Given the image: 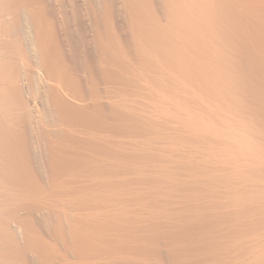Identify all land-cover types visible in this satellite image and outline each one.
I'll return each mask as SVG.
<instances>
[{"label": "bare ground", "instance_id": "6f19581e", "mask_svg": "<svg viewBox=\"0 0 264 264\" xmlns=\"http://www.w3.org/2000/svg\"><path fill=\"white\" fill-rule=\"evenodd\" d=\"M163 1L165 17L126 0L131 49L109 0L90 2L99 70L84 81L48 0H0V264L59 253L20 214L45 194L26 154L45 94L68 129L49 126L64 153L45 196L79 213L65 264H264V0Z\"/></svg>", "mask_w": 264, "mask_h": 264}, {"label": "rangeland", "instance_id": "374dc122", "mask_svg": "<svg viewBox=\"0 0 264 264\" xmlns=\"http://www.w3.org/2000/svg\"><path fill=\"white\" fill-rule=\"evenodd\" d=\"M63 1V2H62ZM93 1H95V0H48V5H49V7L50 8H52V13L53 12H55L54 13V20H55V22H56V27H57V34H58V40H59V42H61L60 44H62L61 45V47H62V49H63V52H64V55L66 56V58L68 59V61H70L71 62V64L74 62V63H77V64H79V66L80 65H84V67H83V70L81 71V74H80V76H82V78H83V80L84 81H90L88 78H89V68H88V66H92V68L94 69L93 70V72H98V70H99V67H98V64L96 65V63H98L97 62V60H96V58H97V52H98V49H97V43L95 42V40H94V38L93 39H90L91 38V36H92V32H88L89 34H87L88 36H87V40H90V41H85V42H83L84 40H85V38H83V37H85L86 36V33H85V31H84V28L85 27H87V28H90V25H89V19H88V17L90 16V13H89V11H91V6H88V5H91V3L93 2ZM121 3H120V2ZM154 1H156V3L154 2V4L157 6V10L160 12V13H162L161 15L163 16V17H165L164 16V13H165V11H164V13H163V8H165L164 7V1L163 0H154ZM162 1H163V3H162ZM54 2V3H53ZM86 2V3H85ZM91 2V3H90ZM63 3V4H62ZM70 3V4H69ZM85 3V4H84ZM109 3H110V6L111 7H113L114 9H115V13H114V15L116 16L115 17V19H116V23H117V26H118V31H119V33H120V37H121V40L123 41V43L124 44H126L127 45V47L129 48V49H131V48H133V47H131V45H132V39H133V33H130L131 31H130V24H128V20H129V14L127 13L128 12V4L126 3V0H112V1H110L109 0ZM52 4V5H51ZM76 4V5H75ZM81 6H79V5ZM51 5V6H50ZM127 5V6H126ZM63 6V7H62ZM126 6V7H125ZM54 7V8H53ZM163 7V8H162ZM89 9V10H88ZM118 9V10H117ZM121 9V10H120ZM117 10V11H116ZM73 13H72V12ZM84 12V13H83ZM63 15V16H62ZM73 15H74V17H73ZM127 16V17H126ZM57 18V19H56ZM26 19H28V20H26V26H25V24H24V26H21V28H20V30H19V34H20V37H21V39H23L25 42H26V40L27 39H29V38H32L33 37V33H34V30H33V33H32V30L31 29H33V25H31L32 27H30V24L29 23H31L32 24V22H31V20L27 17ZM85 21H83V20ZM88 20V21H86V20ZM127 20V21H126ZM71 21V22H70ZM76 21H77V23H76ZM126 21V22H125ZM29 22V23H28ZM80 22H82V23H80ZM76 23V24H75ZM126 23V24H125ZM82 24H85L86 26H84V28H83V25ZM122 25V26H121ZM28 27V28H27ZM67 27V28H66ZM123 28V29H122ZM62 29V30H61ZM83 30V31H82ZM82 31V33H80ZM28 32V33H27ZM29 32H31V33H29ZM27 34V35H26ZM29 34V35H28ZM60 34V35H59ZM74 35V36H73ZM91 35V36H90ZM28 36V37H27ZM31 36V37H30ZM35 36V35H34ZM89 37V38H88ZM34 38V37H33ZM61 38V39H60ZM82 41H81V40ZM129 39V40H128ZM94 41V42H93ZM127 41V42H126ZM68 42V43H67ZM80 42H81V44H80ZM87 43V44H86ZM91 46V47H90ZM65 49V50H64ZM86 49V50H85ZM82 52V53H81ZM92 53V54H91ZM83 54V55H82ZM94 55V56H93ZM78 56V57H77ZM90 57V58H89ZM82 59V60H81ZM87 59V60H86ZM95 60V61H94ZM87 61V62H86ZM96 62V63H95ZM89 63V64H88ZM82 65V66H83ZM87 66V67H86ZM96 66V67H95ZM84 68H86V69H84ZM101 68V67H100ZM87 72V73H86ZM84 74H86V75H84ZM49 94H45V98H44V100L42 101V103H43V105L44 106H42V103L39 105V109H40V111H41V113H40V111H39V117H38V120H39V118L41 117L40 115L42 114V116L43 117H41L40 118V120L38 121V123L36 124V126L35 127H31L30 129H29V132L31 131V132H34V134L35 135H33L31 132H30V137H32V135H33V137L32 138H30L31 140H33L32 142H31V146L29 145V150H28V148H27V151H26V154H30L29 155V165H31V167H34V168H36V171L38 172V174H39V176H40V178H39V180H41V184L43 183V185L45 186V184H46V188H45V194L46 195H49V196H53L54 194H51V189H53V192L52 193H54V189H55V183H54V180H52V169L51 168H53V164H55V156H57V155H55V154H57V153H64V151H62L64 148H62L61 147V145H64V143L62 144L61 142H60V140H57V141H59V143L57 142V144H60V146H55V143L53 142V141H51L50 139H49V137H48V135H47V133L48 132H50V131H53L54 130V128L56 127V126H53L52 124H51V121L49 120V118H52V117H55V118H59V114L56 112V110L54 109L53 111L51 110V111H48L49 112V114H50V112H51V114L49 115L47 112H45L46 111V109H50V108H52L53 107V105H51L50 103H51V101H50V99H48L49 98V96H48ZM47 105V106H46ZM51 105V106H50ZM46 107V108H45ZM50 107V108H49ZM43 109H45L44 111H42ZM52 113H53V115H52ZM58 115H57V114ZM46 114V115H45ZM52 115V117H50ZM56 115H57V117H56ZM42 120V121H41ZM40 122H42V123H40ZM47 122V123H46ZM49 124V125H48ZM51 125V127H52V129L49 127ZM48 126V127H47ZM42 127H44V128H42ZM54 127V128H53ZM34 128V129H33ZM56 128H60V129H58L59 130V134L61 135V134H63V133H65V131H67L68 129H66L65 127H63V126H58V127H56ZM63 128V129H62ZM42 131H41V130ZM48 129V130H47ZM33 130V131H32ZM65 130V131H64ZM38 131V132H37ZM61 131V132H60ZM64 131V132H63ZM39 132H41L40 134H39ZM45 132V133H44ZM81 132V133H80ZM80 132H78V134L80 133V136L79 137H81V138H83L82 136L83 135H81V134H83L82 133V131H80ZM38 133V134H37ZM67 133V132H66ZM72 133H73V131H72ZM49 134V133H48ZM47 136V137H46ZM38 137V138H37ZM42 138V139H41ZM46 141L45 143H44V141ZM50 140V141H49ZM46 146H45V145ZM52 146H55V147H52ZM61 147V148H60ZM52 148V149H51ZM31 150V152H29ZM29 152V153H28ZM84 153V152H83ZM52 154V155H51ZM81 155H83L82 154V152H81ZM52 158H54V159H52ZM48 161V162H47ZM50 161V162H49ZM49 164V165H48ZM38 165V166H37ZM50 165H52V166H50ZM49 166V167H48ZM38 167V168H37ZM38 169H39V171H38ZM44 170V171H43ZM50 170V171H49ZM45 172V173H44ZM46 173H47V175H46ZM84 178H86V176H81V179L79 180L80 181V183H82V182H84V181H86ZM48 181V182H47ZM82 181V182H81ZM45 182V183H44ZM47 187L49 188V190L51 191H49L48 189H47ZM47 190H48V192H50V193H48L47 192ZM48 193V194H47ZM45 194L42 196V197H40V196H37V198H38V201H36V196L35 197H33V198H26L25 199V201L26 202H31L32 201V203L34 202V200H35V203L37 202V204H31L28 208H25V209H22L20 212V214H22L23 216H27L28 215V213H30L33 217H34V221L36 220V223H37V227L39 228V230H40V233H42V235L39 233L38 234V236H40V238H41V241H42V243L44 244H46V246L48 247V249L50 248V250L52 251V249H53V253L54 254H56L55 252H59L58 253V255L56 254V255H52L53 256V259L51 258L52 256L50 255V258H51V260L53 261L54 260V258H55V260L51 263V264H65V262H64V259H67L66 258V256H64V258H62V256L63 255H65V254H69V257H70V261H74L75 262V260H78L77 259V256H76V254L74 253V250L70 247L71 246V239L72 238H74L75 237V234H73V231H71V229L73 228V221H74V219L73 218H77L78 216H79V213L78 212H75V211H72V210H67L66 208H62L63 206H64V204H58V206L57 205H55V201L53 200L52 202L50 201V203H47L49 200H50V198H48V197H46L45 196ZM65 197V201L69 198V196H64ZM34 198H36V199H34ZM39 198H40V201H39ZM42 198V199H41ZM49 200H48V199ZM67 198V199H66ZM33 199V200H32ZM44 199H46V201L44 200ZM31 200V201H30ZM42 200V201H41ZM44 201H45V203H44ZM38 202H39V204H38ZM54 203V204H53ZM51 204V206H49V205ZM37 205V206H36ZM41 205H43V206H41L42 208L44 207L45 208V211H43L42 209H41V207L40 206ZM46 205V206H45ZM56 206V208H55V206ZM62 207H61V206ZM38 206L40 207V210L38 209ZM52 207L54 208V209H52ZM43 208V209H44ZM49 208V209H48ZM30 209V210H29ZM32 209V210H31ZM61 209V210H60ZM64 209H66V210H64ZM25 210H26V213H25ZM53 210V211H52ZM30 211V212H29ZM35 211V212H34ZM36 212H37V214H36ZM40 214V215H39ZM54 214V215H53ZM69 216H68V215ZM72 214V215H71ZM31 215H28V216H31ZM40 217H39V216ZM65 215V216H64ZM67 215V216H66ZM75 215V216H74ZM31 216V217H32ZM62 216H63V221H62ZM54 217V218H53ZM49 219V220H48ZM41 221V222H40ZM47 221V222H46ZM58 221V222H57ZM40 222V223H39ZM61 224H60V223ZM70 222L72 223V224H70ZM46 223H47V225H46ZM53 223V224H52ZM57 223H58V225H57ZM40 224V225H39ZM63 224H64V226L66 227H64L63 226ZM69 224V225H68ZM49 225V226H48ZM60 225L62 226V227H64V229H66L65 230V232L67 233V235H66V233H65V235L67 236V237H65V236H63L62 234H60V230H59V228H60ZM67 225V226H66ZM72 225V226H71ZM51 226H53V227H51ZM43 228V229H42ZM45 229V230H44ZM44 230V231H43ZM50 231V232H49ZM52 234V235H51ZM70 235H72V236H70ZM42 236H45L46 237V239H45V237H44V239H43V237ZM66 238V239H65ZM43 239V240H42ZM26 237H25V235L23 234L21 237H20V242L21 243H24V242H26ZM46 241V242H43V241ZM52 241V242H51ZM55 241V242H54ZM62 241V242H61ZM70 242V243H69ZM44 244V245H45ZM51 244V245H50ZM63 245H64V247H63ZM67 245H69V246H67ZM62 247V248H61ZM52 248V249H51ZM59 248V249H58ZM70 248V249H69ZM54 250H55V252H54ZM66 250V251H65ZM69 250V251H68ZM34 253V254H31V253ZM63 252H64V254H63ZM53 253H51V254H53ZM29 254H31V255H33V256H31V255H29V264H35L36 262H38V260H39V262L40 261H44V258H45V254H43V255H38V253L36 252L35 253V251H32V250H30V252H29ZM62 254V255H61ZM37 255V256H36ZM34 256H36L35 258H33ZM41 256V258H38V257H40ZM56 256V257H55ZM43 257V258H42ZM68 257V256H67ZM33 258V259H32ZM37 258V259H36ZM73 258H75V259H73ZM35 259V261L33 262V260ZM69 259V258H68ZM39 262L38 263H36V264H39ZM42 262H40V264H42ZM66 262H69V260L67 261L66 260ZM77 263V262H76ZM76 263H74V264H76ZM43 264H45L44 262H43Z\"/></svg>", "mask_w": 264, "mask_h": 264}]
</instances>
